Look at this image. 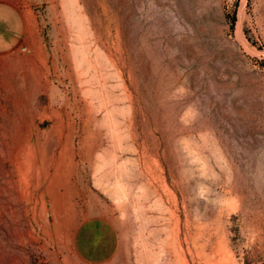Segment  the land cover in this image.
Returning a JSON list of instances; mask_svg holds the SVG:
<instances>
[{
  "label": "rangeland",
  "instance_id": "374dc122",
  "mask_svg": "<svg viewBox=\"0 0 264 264\" xmlns=\"http://www.w3.org/2000/svg\"><path fill=\"white\" fill-rule=\"evenodd\" d=\"M17 2L0 68L44 87L0 108V264H89L90 217L107 264H264V0Z\"/></svg>",
  "mask_w": 264,
  "mask_h": 264
},
{
  "label": "crops",
  "instance_id": "0c3cea01",
  "mask_svg": "<svg viewBox=\"0 0 264 264\" xmlns=\"http://www.w3.org/2000/svg\"><path fill=\"white\" fill-rule=\"evenodd\" d=\"M27 33L26 14L17 0H0V61L8 60L20 50ZM0 85L4 103L0 108H39L32 104L40 102L36 95L43 92L44 81L35 68L20 70L4 66L0 68ZM120 244V232L114 221L107 218H86L77 224L72 234L74 252L89 264L109 263L117 256Z\"/></svg>",
  "mask_w": 264,
  "mask_h": 264
}]
</instances>
